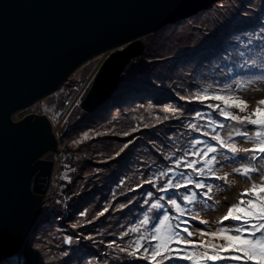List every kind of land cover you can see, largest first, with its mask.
Masks as SVG:
<instances>
[{"label": "trees", "instance_id": "16d2710c", "mask_svg": "<svg viewBox=\"0 0 264 264\" xmlns=\"http://www.w3.org/2000/svg\"><path fill=\"white\" fill-rule=\"evenodd\" d=\"M262 1L263 6L259 8L256 6L261 5V0H234V2L226 0V2L234 5H228L229 3H227L228 6L222 8L220 12H211L221 7L216 5L218 7H211L196 17L176 23L187 22L189 24L179 39L181 45L175 46V44L173 47H167V51L163 54L164 63L162 59L150 55L148 58L151 57L154 60L152 69L148 68L149 64L144 67V55L149 44L148 41L146 42L147 39L143 40L142 38L145 44V53L130 64L134 65L137 61H142L138 70L136 69L135 78L132 79L133 84L136 86L133 87V93L129 92L131 93L129 94L131 96L130 102L125 104L126 106L123 108L125 110L121 113L122 120H129L125 123L124 128L130 132L128 133L131 134L129 138H131L132 143L128 148L124 147L123 149L128 151H126V159L120 160L119 164L115 163L114 169L111 168L105 173V177H102L103 183L109 186L111 193L102 198L100 196V202L92 209L95 215L89 212L91 215L88 220L81 217L82 214H85L87 208L80 209L82 196L77 193V184L82 182L80 175L81 160L76 156L77 173L72 176V183L63 187V193L70 198L68 205L70 218L65 219L62 214L57 213L47 220H42L37 225L24 247L25 252H23V255L26 264H55L54 260H59L60 264H85V259L90 261V264H148L147 261L134 259L128 256L127 253L134 250V247L130 249L129 245L133 246V241L141 236L146 237L144 243L147 245L148 233L146 229H149L151 224L142 225L139 232L129 231L125 239L128 247L125 248L119 233L115 234L107 224L109 215H106L107 212L101 211V209L113 195L116 196L113 202L115 212L109 216L108 222H111L112 219L115 220V226L119 231H128L135 228L140 225L145 216L149 217L151 223H155L157 218L163 214L164 211L153 209L152 204L149 206V214H146V210L140 202L144 197H141V199L138 196L133 197V194L138 191L128 190L133 189V180L136 179L138 174L139 159L137 157H139V154L136 155V153L141 149V147L139 148L141 143L152 146L155 149V154L159 156L155 176H160L158 182L161 186H164L170 179L177 182L180 179V173L183 172L193 176L194 180L199 179L196 173L186 169L183 163L185 160L196 159L192 156V152L205 146L204 144L195 145L194 140L199 139L218 147L216 142L211 139L212 135H217L225 142L233 143L236 146L241 139H245L236 135V131L242 130L244 126L235 121L225 120L219 116L217 110L207 107V103L217 102L206 101L204 104H200L194 99V96L197 92H203L207 89L210 95L238 97V90L243 89L245 84L258 78H264V57L256 56V54H264V0ZM255 3H257L256 6ZM251 13L258 14L255 20L250 19L249 14ZM172 49L176 50L173 52ZM168 55L170 57L166 58ZM160 62L162 64H158ZM130 65L127 66L121 77L120 85L110 99L111 107L121 105V102H117L114 97L118 94L121 84L130 75L128 71ZM129 77L131 78V76ZM141 85H144L147 91H141L139 89ZM181 96H185L186 99L181 100ZM188 98H191L192 102H189ZM169 105L179 109V111L175 115L165 113L163 109ZM254 110L248 107L245 113H239L238 110L231 109L233 114L242 116L248 115ZM79 111L86 117L97 112L85 114L80 107ZM212 121L215 123H212ZM192 125H196V127L193 128ZM220 125H223V127H220ZM247 127L249 135L254 139L255 129L252 126ZM214 129L215 131H213ZM204 132H207L208 135H203ZM224 132L229 133V135L225 136ZM124 140L122 139V141ZM133 140L135 141L134 145H132ZM245 140L250 142L248 139ZM177 144L185 147L178 149ZM134 154L136 157L133 163ZM104 155V160H106L104 163H107L109 158L105 153ZM128 156L131 157L128 158ZM249 157L250 153L241 151L232 154L218 148L216 161L212 165L214 172L212 174L205 172L203 176V182L206 188L211 189V192L206 193L205 189H195L189 186V188H186L188 190H181L182 201L179 203L184 204V195L196 192L198 195L194 200L198 204L199 201L205 204L208 200L216 204L217 202L213 196L217 195L218 190L224 186L222 184L225 182L222 181L225 180H216L215 177L219 176L217 172L220 168H223L225 163L229 161L237 163L239 168L255 169L261 164L264 168V159H249ZM241 160L253 162L252 166L242 165ZM124 161H127V164ZM177 162L180 163L179 168L175 167ZM166 164L171 169L174 167L173 173L164 172ZM108 165L110 166L109 163ZM255 174L258 173L255 172ZM139 175L141 174L139 173ZM126 180H130V182L126 183ZM126 187L129 188H127L126 193H123ZM169 192L176 191L170 190ZM169 192L164 193L165 197L171 196ZM75 204L78 211L75 217H72L71 211H73ZM191 209L193 210V206H191ZM173 212L174 209L171 207L170 216L174 215ZM99 213H103L105 217H98ZM101 222H105L104 225H101ZM86 224H89L88 226H92V228L87 227ZM82 225H85L86 228L83 229ZM76 226H81L83 229L84 233L80 237V229L77 230ZM110 226H112V223ZM100 228L108 231L100 234L98 230ZM45 229H48L47 234L42 233ZM68 237L72 238L71 245L63 243ZM38 242L43 244L41 247L42 256L38 255L37 252H33L34 249L32 250ZM109 244L112 245L111 248H109ZM114 250H118L119 253ZM71 251L76 252L71 253ZM51 256H54V258H51ZM38 260L42 261L39 262ZM184 263L189 264L190 262ZM166 264H173V262H166ZM175 264H180V262H175Z\"/></svg>", "mask_w": 264, "mask_h": 264}, {"label": "water", "instance_id": "95a60500", "mask_svg": "<svg viewBox=\"0 0 264 264\" xmlns=\"http://www.w3.org/2000/svg\"><path fill=\"white\" fill-rule=\"evenodd\" d=\"M217 0H0V262L27 242L39 221L57 151L53 127L35 114L13 115L47 99L97 54L107 58L80 108L106 104L127 66L143 56V37L185 20Z\"/></svg>", "mask_w": 264, "mask_h": 264}, {"label": "rangeland", "instance_id": "374dc122", "mask_svg": "<svg viewBox=\"0 0 264 264\" xmlns=\"http://www.w3.org/2000/svg\"><path fill=\"white\" fill-rule=\"evenodd\" d=\"M236 1V0H235ZM231 2H234V0H231ZM234 5L233 3L230 4V2H226V0H218L215 1L210 5V7L201 10L197 14L191 16L196 17L203 11L211 8V7H218L215 10H212L211 12H220L222 8L228 6L226 5ZM218 5V6H216ZM257 3H255V6ZM263 6V1L261 0V5H257L256 7L261 8ZM257 13H251L249 14L250 19L255 20L257 18ZM191 17L183 20L187 21ZM175 24L171 28L170 26H165L162 29H159L153 33L148 34L147 36L143 37V40L147 39L148 41V49L146 51V54L144 55L145 61H144V67L149 64L148 68L152 69L154 65V60L148 58L150 55L154 58H160L162 59V62L164 60L163 54L167 51V47H173L181 45V42H179L180 37L183 35L182 32L185 31V29L189 26L187 22H184L180 25ZM174 41H176L174 43ZM144 42V41H143ZM165 44V45H164ZM126 44L120 45L116 48H113L111 50L105 51L103 53L97 54L94 57L90 58L89 60L85 61L79 68H77L75 71L70 73L61 85L51 96L55 98V102L51 105L47 104L46 99L40 100L33 104L32 106L19 110L13 115L14 122H21L25 118L35 114L37 116H45L49 119V121L52 124V127L54 130H56L58 127L63 126V132H54L55 137L57 139V151L61 149V147L64 150L70 149V152L72 154H75V157L77 156L81 160L80 164V170H81V183L77 184V193H79L82 197V203L80 205V209L87 208L85 214H82L81 217H83L85 220H88L90 213L95 215V212L92 210L95 208L98 203L100 202V196L105 197L110 192L109 186H107L102 181V177H105V173L113 166L115 163L119 164L121 161L125 160L127 157V150H123L124 147L128 148L131 145V138L129 134V131H126L124 128V125L126 122H129V120L124 121V119H121V113L125 109V104L130 102L131 96L129 94L133 93V87L136 86L133 84V78H135L136 69L138 70V67L142 61H137L134 65H130L128 67L129 76L126 78V81L121 84L120 90L118 94L114 98H116L117 102H121L119 107L110 106V101L108 104L101 106L99 109H97L94 113V115L86 117L79 111V106L81 101L84 99V97L89 92L92 83L94 82L95 75L97 74L100 66L102 63L110 57L112 53H114L117 50H122ZM173 52L176 49H172ZM145 53V52H144ZM148 55V56H147ZM257 57H264V54H256ZM169 58L170 55L166 56V58ZM171 59V58H170ZM168 59V60H170ZM167 60V61H168ZM162 62L158 64H162ZM164 63V62H163ZM157 66V65H156ZM155 69V68H154ZM125 72V71H124ZM252 80V79H251ZM249 80V81H251ZM139 86V85H137ZM246 88H243V91L239 92V97L247 101L249 104V107L254 110L257 107V102L260 99H264V78H258L257 80L253 82H249L245 86ZM141 91H147L146 87L144 85H141L139 87ZM130 90V91H129ZM131 92V93H129ZM150 95V94H147ZM146 95V96H147ZM113 98V99H114ZM112 99V100H113ZM141 100V99H140ZM124 103V105H123ZM70 111L67 118H65L66 114ZM65 118V119H64ZM129 132V133H128ZM122 139H125L122 141ZM135 141L133 140L134 145ZM142 145V146H141ZM241 149L243 148H252L253 145L251 143H247L246 141H241L238 145ZM139 152L136 153L139 154V165L137 167L138 174L135 180H133V189H128L130 191H138L133 194L134 196H138L140 199L141 197H144L140 202L143 204L144 209L146 210V214H149V206L154 203H162L164 204V209L160 211H166L171 209V205L168 204V197H165L164 193L159 191L161 184L158 182V179L160 176H155V170L159 161V156L155 154V149L152 146L146 145V143H141L139 145ZM176 147L182 148L185 147L183 145L177 144ZM127 151V152H126ZM55 151H50L47 154V158H49L50 161L53 160V155ZM104 153L109 158L107 163L106 160H104ZM121 153V154H120ZM135 155V154H134ZM136 155L132 158V162L134 163ZM251 156V153H250ZM131 156H128V158ZM116 159V160H115ZM111 160V161H110ZM121 160V161H120ZM120 161V162H119ZM127 164V161H124ZM241 162L244 163V165H249L250 161L241 160ZM110 164V166L108 165ZM77 165V163H76ZM135 165V164H134ZM168 165H165L164 172L170 173L174 172V167L169 168ZM133 167V166H132ZM114 169V168H113ZM237 169L243 170V167H238L237 163L229 162L225 167L218 170V175L221 177H225V182L222 188H220L217 192V195L213 196L215 197L216 204H211L208 207H205V212L197 213L198 210L196 209L195 205L198 204L196 200L193 201L191 204L182 203V208H184L185 215L187 216H193L195 217L194 220L187 222V227L189 231L193 232L192 237H187V233L185 235L186 238L191 239L194 243L199 244L201 241H207L209 247L207 250L210 252V245L216 244L221 245L224 244L225 241H222L220 239H213L211 236H201V231H208V232H215L219 231L222 228H229L232 229L234 227V222L232 221H225L223 224L220 223L222 217L227 214L229 207L232 205H235L241 197V193H243L245 190L251 188V183L254 181L258 185L261 183L260 177L264 174V168L261 164L256 167L257 173H252V180L246 179L241 173L237 172ZM255 169V168H254ZM139 173L141 175H139ZM84 178V180H83ZM126 180L127 182H130ZM152 180V183L149 184L147 181ZM66 180H62L60 183H64ZM90 182V183H89ZM225 184H228L225 185ZM102 185V186H101ZM76 188V187H75ZM126 187L123 193H126L127 191ZM180 189L178 192H169L171 197L173 199H177L178 203L182 201ZM188 190V189H184ZM140 191V192H139ZM128 193V192H127ZM148 193H152L151 196L148 195ZM78 196V194H77ZM162 198V199H159ZM116 199V196L113 195L108 203L105 204V206L102 207L101 211L107 212L106 215L113 214V202ZM70 199L66 198V201H69ZM126 200V199H124ZM123 200V201H124ZM91 202V203H90ZM139 202V203H140ZM191 206H193V210L191 209ZM120 207V206H119ZM65 212V208H63ZM175 210V209H174ZM197 210V211H196ZM76 204L73 208V211H71L72 217H75L76 212ZM100 211V212H101ZM193 211V212H192ZM90 212V213H89ZM193 214V215H192ZM70 215V210H69ZM53 215L47 214L43 217V220H47L49 217ZM104 215H101L99 213L98 217H101ZM109 216L107 218V224L110 227V230L120 235L124 244V247H128L125 243V239L127 236H124V233L126 230L119 231L117 227L115 226L116 221L111 220L109 221ZM105 217V216H104ZM62 220V219H61ZM201 220L207 221L206 224L200 223ZM59 221V220H56ZM60 222V221H59ZM93 223V222H91ZM105 222H101V225H104ZM112 223V226H110ZM98 224V223H97ZM89 224H86L87 227L92 228V226H88ZM77 230L80 229L79 237L82 235L83 229H85V225L76 226ZM100 234H104L107 231H104L103 229H98ZM132 229H129L126 231L127 233L131 231ZM48 229H45L42 231V233L47 234ZM90 233V231H88ZM41 233V234H42ZM40 234V235H41ZM67 239L63 243L68 244L66 242ZM135 241H133L134 243ZM42 243L38 242L34 248L33 252H37L38 255L42 256ZM134 247V245H133ZM124 249V248H121ZM205 249H199V251H204ZM110 251V249H109ZM116 253H119L118 250H114ZM23 252H25V248L23 249ZM76 252V251H75ZM72 252L71 253H75ZM51 258H54V256H51ZM159 259V258H158ZM41 262L42 260H38ZM54 263H61L59 260H54ZM188 264V263H186ZM190 264V263H189ZM208 264H222V262H208ZM232 264H240V262H232Z\"/></svg>", "mask_w": 264, "mask_h": 264}, {"label": "snow or ice", "instance_id": "6c2138e0", "mask_svg": "<svg viewBox=\"0 0 264 264\" xmlns=\"http://www.w3.org/2000/svg\"><path fill=\"white\" fill-rule=\"evenodd\" d=\"M180 99L184 100L186 97L181 96ZM188 99L189 102H192L191 98ZM194 99L200 104H204L206 101L217 102L207 103V107L217 110L219 116L225 120L235 121L244 126L242 130L236 131V135L248 139L254 144V147L241 149L233 143L225 142L217 135H212L211 139L216 142L218 147L199 139L194 140L193 143L195 145L204 144L205 146L192 152V156L196 159L185 160L183 163L186 169L196 173L199 179L194 180L193 176L187 172L180 173V179L177 182H173L170 179L166 185L160 187L159 191L163 193H168L170 190L178 192L180 189L189 188V186L195 189H205L206 193H210L211 189L206 188L203 176L205 172L208 174L214 172L212 165L216 161L218 148L232 154L241 151L251 153L249 159H264V99H260L257 102V107L253 112L243 116L233 114L231 111V109H236L239 113L246 112L249 105L242 98L231 95H210L208 90L205 89L203 92H197ZM163 111L175 115L179 109L169 105ZM212 123L215 122L212 121ZM247 126H252L255 129L254 139L249 135ZM192 127L195 128L196 125H192ZM220 127H223V125H220ZM203 135L207 136L208 133L204 132ZM175 167L179 168L180 163L177 162ZM237 172L251 181L252 173L257 172V169L245 167L243 170L237 169ZM215 179L222 180L226 178L217 176ZM260 179L262 182L259 185L252 181L251 188L241 193V199L235 205L230 206L227 214L222 217L221 224L229 220L234 222L232 229L222 228L215 232L201 231V236H211L213 239H220L225 241L224 244H211V251L209 252L207 250L209 247L207 241H201L196 244L182 235V233H187V237L193 236V232L189 231L188 227L182 226L186 210L181 207L177 199L169 196L168 204L171 205L172 209H175V215L178 219L173 220L169 214L170 210L164 211L155 223H151L149 217L145 216L140 225H137L132 231L139 232L142 225L151 224L150 228L146 229L148 243L145 245L144 240L146 237L141 236L134 242V250L128 251V256L147 261L148 264H166V262H173V264L175 262H190V264H208V262L264 264V176H261ZM147 182L151 184L152 180ZM148 195L151 196L152 193H148ZM196 195H198L196 192L184 195L183 202L186 204L193 203ZM151 207L163 210L164 204L154 203ZM100 214L103 215V213ZM200 223L206 224L207 221L201 220ZM127 235L128 233L125 232L124 236ZM66 242L71 245L72 238L68 237ZM111 247L112 245L109 244V248ZM132 247V245H129L130 249ZM199 249L205 250L199 251ZM85 264H90V261L85 259Z\"/></svg>", "mask_w": 264, "mask_h": 264}, {"label": "built area", "instance_id": "2783aa9c", "mask_svg": "<svg viewBox=\"0 0 264 264\" xmlns=\"http://www.w3.org/2000/svg\"><path fill=\"white\" fill-rule=\"evenodd\" d=\"M56 154L57 156L59 155L60 167L63 171L73 169L74 159L63 155L61 149H59ZM47 207H50V203L48 201H44L42 203V209L45 210Z\"/></svg>", "mask_w": 264, "mask_h": 264}, {"label": "bare ground", "instance_id": "6f19581e", "mask_svg": "<svg viewBox=\"0 0 264 264\" xmlns=\"http://www.w3.org/2000/svg\"><path fill=\"white\" fill-rule=\"evenodd\" d=\"M71 110H72V108H71V109L69 110V112L66 114L65 118L68 117V115H69V113H70ZM65 118H64V119H65ZM63 129H64L63 126H62L61 128L58 127L56 130L53 129V133H54V132H58L59 130H60V132H63ZM49 158H51V156L47 158V155H46L44 159H46L47 161H49ZM47 209H49V207H47L45 210H47ZM45 210H44V211H45ZM17 252H18V251H17ZM17 252H16V253H17ZM16 253H14V255H15ZM14 255H13V256H14ZM11 257H12V256H11ZM9 258H10V256H8V257L2 259V260H1V263L4 262V261H8Z\"/></svg>", "mask_w": 264, "mask_h": 264}]
</instances>
